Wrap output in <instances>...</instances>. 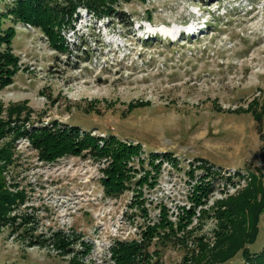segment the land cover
I'll return each instance as SVG.
<instances>
[{"label": "rangeland", "instance_id": "374dc122", "mask_svg": "<svg viewBox=\"0 0 264 264\" xmlns=\"http://www.w3.org/2000/svg\"><path fill=\"white\" fill-rule=\"evenodd\" d=\"M13 2L0 0V11ZM84 9L73 29L64 31L71 47L66 54L55 50L41 29L5 19V27H16L12 45L20 70L0 90L1 117L7 118L10 106L24 105L36 123L58 121L113 133L141 142L143 157L171 150L178 164L165 159L156 184L144 185L142 196L134 191L137 184L109 196L100 180L105 159L82 154L45 162L27 138L11 142L13 136H6L0 146H14L7 182L26 195L12 214L32 219L0 225V264H71L75 253L80 264H116V240L139 238L159 218L162 205L172 219L183 206L189 208V172L202 173L195 168L198 158L223 167L225 175L216 179L207 206L246 184L237 171H264L260 122L251 112L229 110L247 107L255 96L263 101L264 0H132L120 5L124 22ZM136 101L150 104L130 110ZM188 228L192 235L174 242L155 239L148 264H187L184 256L199 250L196 239L212 245L214 218H195ZM56 232L75 239L67 251L50 241ZM249 246L253 252L264 248V213L257 240ZM243 262L239 252L213 264Z\"/></svg>", "mask_w": 264, "mask_h": 264}, {"label": "trees", "instance_id": "16d2710c", "mask_svg": "<svg viewBox=\"0 0 264 264\" xmlns=\"http://www.w3.org/2000/svg\"><path fill=\"white\" fill-rule=\"evenodd\" d=\"M132 0H14L5 11H0V90L14 82L20 70V56L13 50V39L17 34L14 23H30L39 28L47 36L50 45L61 53L70 52L71 47L66 42L64 31L73 28L79 15V9L85 8L98 18L110 17L124 22L120 9L122 3ZM145 1V0H143ZM10 18L13 24L5 27V19ZM70 29V28H69ZM255 96L247 107L239 106L229 109L232 112H251L264 129V95ZM149 101H136L129 104V109L149 105ZM4 111L0 100V140L12 135L16 139L27 138L38 151L41 161L53 162L67 155H91L97 159H105L101 182L109 196H118L125 190L134 188L142 196L144 185H154L157 175L166 160L177 165L178 159L173 151H151L148 157H143L144 149L141 142L126 141L116 134L100 135L89 130H83L79 125L61 124L58 121L43 124L31 120L32 109L24 105L8 108L7 118L1 117ZM13 143L7 142L0 146V225L13 226L17 218L28 224L32 218L26 214H12L16 207L23 204L26 195L23 190H11L7 182V168L14 160ZM138 158V165L135 159ZM201 163L195 168L202 173L195 175L192 169L189 174L192 183L189 189V208L182 207V213L176 219L169 217L166 205L161 206L159 218L148 223L140 232L139 238L131 240H116L113 246V258L116 264H145L151 262L149 247L155 239L162 243L174 242L176 239L192 235L193 228H188L195 218L199 221L204 217L215 219L216 230L214 241H205L203 237L196 239L197 247L184 256L187 264L225 263L239 252L244 257L242 264H264V248L253 252V244L260 232L261 215L264 213V171L261 167L251 170L246 175L237 171L239 178H244L246 184L235 193L221 197L207 206L216 191V179L223 177V167H215L207 159L198 158ZM150 164V167L146 165ZM144 172L138 176L139 171ZM154 172V173H152ZM231 180L232 176L227 175ZM234 182V181H233ZM236 184V183H235ZM136 189V190H135ZM142 204L144 201L141 202ZM147 211L144 205H139ZM56 232L50 241L62 251H67L75 239ZM182 234V235H180ZM41 244L44 241H40ZM75 253L71 264H80Z\"/></svg>", "mask_w": 264, "mask_h": 264}, {"label": "bare ground", "instance_id": "6f19581e", "mask_svg": "<svg viewBox=\"0 0 264 264\" xmlns=\"http://www.w3.org/2000/svg\"><path fill=\"white\" fill-rule=\"evenodd\" d=\"M197 25V24H196ZM191 28V27H190ZM177 29H178V27H177ZM196 28H194V30H195ZM191 30V29H190ZM151 34V33H150Z\"/></svg>", "mask_w": 264, "mask_h": 264}]
</instances>
